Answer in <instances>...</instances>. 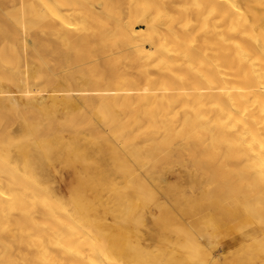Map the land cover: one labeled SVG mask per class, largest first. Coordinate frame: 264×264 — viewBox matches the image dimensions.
<instances>
[{
	"label": "bare ground",
	"instance_id": "obj_1",
	"mask_svg": "<svg viewBox=\"0 0 264 264\" xmlns=\"http://www.w3.org/2000/svg\"><path fill=\"white\" fill-rule=\"evenodd\" d=\"M0 264H264V0H0Z\"/></svg>",
	"mask_w": 264,
	"mask_h": 264
}]
</instances>
